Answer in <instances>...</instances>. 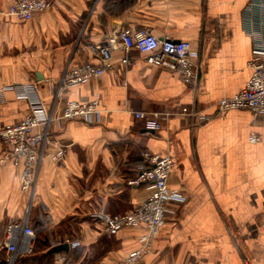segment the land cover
Listing matches in <instances>:
<instances>
[{
	"label": "crops",
	"instance_id": "crops-1",
	"mask_svg": "<svg viewBox=\"0 0 264 264\" xmlns=\"http://www.w3.org/2000/svg\"><path fill=\"white\" fill-rule=\"evenodd\" d=\"M50 1L51 10L29 21L0 14V126L29 113L27 101L4 87L31 83L59 117L65 101L97 100L102 122L52 123L66 161L54 163L50 149L32 193L21 190L11 164H0V251L8 225L28 219L31 228L42 224L47 230L48 253L69 244L52 264L125 258L141 247L143 229L110 237L102 216L126 213L145 199L146 188L129 182L143 167L141 153L149 151L176 161L169 188L184 199L167 205L151 252L137 264H264V115L219 108L253 76V48L264 43L263 29L255 37L248 30L254 17L248 7L256 0ZM13 2L0 0V12ZM123 29L189 42L201 54L198 88L169 69L147 65L137 51L129 53L133 65H126L119 42L104 61L99 45ZM86 63L101 65L103 75L61 90L66 70ZM194 106L202 112L196 127L182 115ZM135 111L165 118L156 131H147ZM251 135L260 141L251 142ZM2 149L0 140V156ZM5 259L2 264L7 252Z\"/></svg>",
	"mask_w": 264,
	"mask_h": 264
},
{
	"label": "built area",
	"instance_id": "built-area-1",
	"mask_svg": "<svg viewBox=\"0 0 264 264\" xmlns=\"http://www.w3.org/2000/svg\"><path fill=\"white\" fill-rule=\"evenodd\" d=\"M53 8L50 0H15L8 10L1 11L2 16L12 17L21 21H29L36 14L44 13ZM254 15L250 19L249 32L255 37L259 30H264V0H256L249 4L248 13ZM120 43L126 53L123 62L131 66V51L145 56L147 65L163 67L178 74L183 83L196 90L200 82L201 54L186 41L160 40L151 30H121L116 37H109L98 47L104 61L111 58L112 51ZM250 68L253 73L244 90L232 98L219 101L222 112L231 110L249 111L255 117L264 115V43L257 42L253 48ZM104 73L101 65L86 63L68 68L61 80V90L76 85H83L99 78ZM4 90L14 91L17 98L25 99L29 106L26 117L16 123L0 126V140L3 149L0 164H11L16 170L23 192L30 193L37 181L40 165L54 149L52 160L63 165L66 161V146L53 135L52 123L61 120H78L87 125H99L103 111L97 100L90 102L65 101L61 117L46 108L37 83L17 87L10 85ZM182 115L188 116L196 127V121L202 118L198 107H185ZM162 114L139 111L134 113L135 120H142L147 131L160 128ZM251 142L257 143L260 138L251 135ZM143 167L137 176L129 182L132 186H144L147 195L143 201L130 211L120 215L104 214L102 223L108 236H116L122 230L131 228L143 229L141 247L131 251L125 258L114 264H137L151 252L154 240L166 218V207L171 201L180 202L184 197L181 192L169 188L170 175L176 169V161L170 156H161L149 151L141 153ZM26 233L28 236H26ZM36 233L28 224V219L8 225L4 247L8 255L7 264H15L20 257L32 255L36 241ZM78 244V243H77Z\"/></svg>",
	"mask_w": 264,
	"mask_h": 264
},
{
	"label": "trees",
	"instance_id": "trees-1",
	"mask_svg": "<svg viewBox=\"0 0 264 264\" xmlns=\"http://www.w3.org/2000/svg\"><path fill=\"white\" fill-rule=\"evenodd\" d=\"M36 233V241L32 255L25 259H18L15 264H52L54 263V256L48 254L45 248H49L50 240L47 230L43 225H38L34 229ZM6 249L3 247L0 251V264H2L5 259Z\"/></svg>",
	"mask_w": 264,
	"mask_h": 264
},
{
	"label": "water",
	"instance_id": "water-1",
	"mask_svg": "<svg viewBox=\"0 0 264 264\" xmlns=\"http://www.w3.org/2000/svg\"><path fill=\"white\" fill-rule=\"evenodd\" d=\"M68 250H69V244L64 243V244H62V246L54 248L51 251H49L48 254L54 255V254H58V253L63 252V251L67 252Z\"/></svg>",
	"mask_w": 264,
	"mask_h": 264
},
{
	"label": "rangeland",
	"instance_id": "rangeland-1",
	"mask_svg": "<svg viewBox=\"0 0 264 264\" xmlns=\"http://www.w3.org/2000/svg\"><path fill=\"white\" fill-rule=\"evenodd\" d=\"M37 180H38V176H37ZM36 185H37V181H36ZM36 185H35V187H34V189L31 191V193L35 190V188H36ZM26 236H28V234L26 233Z\"/></svg>",
	"mask_w": 264,
	"mask_h": 264
}]
</instances>
